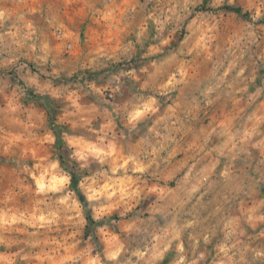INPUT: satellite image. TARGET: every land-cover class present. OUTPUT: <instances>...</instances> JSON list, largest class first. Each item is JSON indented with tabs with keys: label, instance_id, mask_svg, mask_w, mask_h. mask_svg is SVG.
I'll return each instance as SVG.
<instances>
[{
	"label": "rangeland",
	"instance_id": "rangeland-1",
	"mask_svg": "<svg viewBox=\"0 0 264 264\" xmlns=\"http://www.w3.org/2000/svg\"><path fill=\"white\" fill-rule=\"evenodd\" d=\"M260 104L264 0H0V264H176L175 236L180 264H264ZM10 114L38 137L7 135ZM242 143L254 255L226 229L225 252L187 249L223 177L192 170L234 167ZM246 197L212 204L244 220Z\"/></svg>",
	"mask_w": 264,
	"mask_h": 264
},
{
	"label": "crops",
	"instance_id": "crops-1",
	"mask_svg": "<svg viewBox=\"0 0 264 264\" xmlns=\"http://www.w3.org/2000/svg\"><path fill=\"white\" fill-rule=\"evenodd\" d=\"M259 108H263V112H259V116H264V104H260ZM254 111H257L254 109ZM12 116V119L14 120L15 115L10 114ZM10 119V117H8ZM244 124L249 125L250 122H254L253 115H249L248 118H245ZM16 121L14 120L12 124L6 125L4 131L9 136H15L22 134H29V135H36L38 137V133H36V126H29L26 125H16ZM37 122V121H36ZM38 123V122H37ZM39 124V123H38ZM31 125V124H30ZM4 134V135H6ZM40 134L42 135V131L40 129ZM2 135V133H1ZM43 139H41L42 141ZM40 141L38 138L35 140H30L25 143L31 144L33 147L37 148V142ZM13 142V141H9ZM8 143V142H6ZM41 144V143H40ZM11 145V144H10ZM10 147L5 146L4 151L10 150ZM239 149L241 151V156L239 159H236L234 162H237L236 165L230 169H224V168H212L209 166H202L199 169L192 170L193 174H201L209 175V174H223L222 178H217L215 182L210 183L208 187L216 186L217 189L215 190L216 195L214 194L213 197H208L211 199V206L209 207V204L207 205V208L204 210L196 211L195 215H191L190 218H187V221L184 224L185 231H187L191 237L193 238V241H188L187 243V249H190L192 247L197 246V242H201L202 246L206 244V247H210V243L213 239H216V246L218 250H225L230 249L227 245L225 238H224V229L227 230V233L230 231L234 232L235 236L236 234L240 237H237L238 239L234 241L232 245V249L238 250L241 252V249H248V253L254 255L255 253V192H256V179L255 175L252 173V170L246 166L248 163V156H246V151H248V147L245 143H242L239 146ZM6 154L0 153V159L8 158ZM239 162L240 165H237ZM212 163V160H208L206 164ZM220 171V172H219ZM231 191L227 194L226 198L224 197V193ZM246 196L249 197L248 202V215L247 217H244V220L241 218H238L239 221L234 220L235 216L231 217L228 221H221L219 212L220 209L227 205V202L231 200L233 203H237L239 207L243 206L246 202ZM214 197H216V201L219 203H222V207L217 206V210H214V206L212 204ZM206 202V201H205ZM204 203V202H203ZM209 203V202H208ZM202 207L204 208V205L202 204ZM215 214H217V217L215 219ZM239 217V216H238ZM242 221L248 222L247 223V232L248 235L246 237L241 238V235L246 231L245 227L242 224ZM244 229V230H243ZM222 230V231H221ZM177 236H175V263L180 264L181 259L186 257V254L179 253V248L182 247V239ZM183 238V237H182ZM234 239V237L232 238ZM235 240V239H234ZM235 253V251H234ZM203 255V253H202ZM179 256V257H177ZM182 264H191V261L183 262Z\"/></svg>",
	"mask_w": 264,
	"mask_h": 264
},
{
	"label": "trees",
	"instance_id": "trees-1",
	"mask_svg": "<svg viewBox=\"0 0 264 264\" xmlns=\"http://www.w3.org/2000/svg\"><path fill=\"white\" fill-rule=\"evenodd\" d=\"M224 8L225 9H229V10H233V11H235L237 13H241L242 12L241 8H239L238 6L226 5V6H224ZM88 219L89 220L91 219V217L89 215H88Z\"/></svg>",
	"mask_w": 264,
	"mask_h": 264
}]
</instances>
